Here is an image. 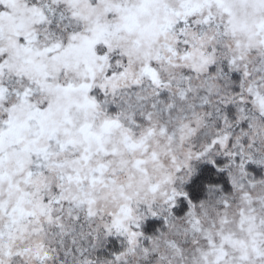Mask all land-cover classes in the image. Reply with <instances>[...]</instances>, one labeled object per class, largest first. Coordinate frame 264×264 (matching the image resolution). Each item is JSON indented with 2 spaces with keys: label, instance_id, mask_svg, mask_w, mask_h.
<instances>
[{
  "label": "snow or ice",
  "instance_id": "snow-or-ice-1",
  "mask_svg": "<svg viewBox=\"0 0 264 264\" xmlns=\"http://www.w3.org/2000/svg\"><path fill=\"white\" fill-rule=\"evenodd\" d=\"M0 264H264V0H0Z\"/></svg>",
  "mask_w": 264,
  "mask_h": 264
}]
</instances>
